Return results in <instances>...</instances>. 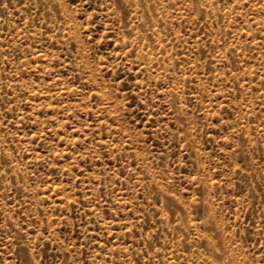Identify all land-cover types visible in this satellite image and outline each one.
<instances>
[{"label":"rangeland","instance_id":"1","mask_svg":"<svg viewBox=\"0 0 264 264\" xmlns=\"http://www.w3.org/2000/svg\"><path fill=\"white\" fill-rule=\"evenodd\" d=\"M0 264H264V0H0Z\"/></svg>","mask_w":264,"mask_h":264}]
</instances>
